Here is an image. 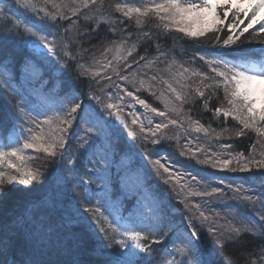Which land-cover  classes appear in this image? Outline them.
Masks as SVG:
<instances>
[{
    "label": "snow or ice",
    "instance_id": "obj_1",
    "mask_svg": "<svg viewBox=\"0 0 264 264\" xmlns=\"http://www.w3.org/2000/svg\"><path fill=\"white\" fill-rule=\"evenodd\" d=\"M13 3L23 10V16H9L0 7V128L9 129L0 137V264H217L218 250L222 253L229 245L241 244L246 234L264 242V172L260 173L258 192L255 187L226 185L240 196L242 207L237 206L239 218L220 224L218 219L206 214L201 203H193L189 198L219 199L225 188L211 186L198 173L175 171L172 166L177 162L168 154L159 155V151L166 152L163 141L175 140L179 144L180 134L187 136L195 132L202 133L206 140L218 142L221 151L199 145L193 150L189 141L180 156L221 171L264 170V0H143L139 5L137 0H125L114 5L115 11L129 21L134 20L139 30L137 41L141 36L145 43L156 41L159 56L147 59L140 55L128 62L140 45L132 43L125 47L132 34L125 37V29L120 28V39H113L101 58L94 57L93 64L87 66L79 62L78 52L69 51V43L75 37L60 36L58 25L67 20L70 24L64 32L71 29L79 35L78 21L82 17L86 22H95V27L84 24L90 40L101 23H107L109 31L117 34L116 21L104 11V0H71V3L13 0ZM119 24L123 25L124 20ZM149 24L153 27H147ZM53 28L55 32L51 31ZM21 36L42 52L46 49L45 59L50 53L56 60H62V71L72 69L69 61L75 62L78 79L95 80L101 76L99 68L105 72L110 69L119 80L135 89V92L122 89L124 96L160 120L154 122L146 116L145 124L130 113L133 118L129 124L120 106L111 102V95L102 98L95 91H89L87 98L100 105L101 110L85 105L84 93L77 95V90L63 81L44 80L34 59L15 54L13 39ZM162 38L170 39L173 45L180 40L209 45L211 55L203 54L200 47L196 52L208 71L186 67L185 63L191 61L180 63L174 58L169 61L168 52L161 47ZM251 45L258 47H247ZM112 52L115 55L108 59L106 54ZM140 61L145 62L146 68L165 63L164 71L169 73V78L157 74L148 80L139 78ZM132 64L137 65V70L124 74ZM111 78L104 76L108 81ZM153 82L163 85V89L153 90ZM29 83L32 86L26 87ZM141 89L160 101L163 110L135 94ZM53 94L58 97L55 104L45 107ZM124 96L117 95L116 99L123 100ZM214 99L219 103L214 105ZM198 102L203 111L211 112L220 122L219 131L211 122L205 125L190 114ZM185 105H189L187 110ZM103 112L115 116L131 140L141 141L144 159L160 180L170 186L171 192L176 193L178 203L186 210L180 223L171 216L163 199L149 207L146 217L136 205L127 216L123 214L124 205L113 199L119 191L117 177L109 175L115 145L109 135L112 125L104 119ZM229 118L239 125L234 133L236 137L249 133L256 136L247 155L243 150L231 151L232 143H219L226 133L229 140L232 138L227 127ZM74 124L79 131L77 147L71 150L68 134ZM170 125L177 130L176 134L169 135L166 131ZM147 144L161 146L156 158L148 151ZM85 146L88 149L98 146V150L85 157L87 163L81 172L80 150ZM37 154H43L45 164L34 167L33 161L41 159ZM52 163L58 168L49 180L47 165ZM97 173L101 175L93 179ZM184 175L190 180L182 183ZM219 183L224 184V180ZM93 184L100 190L92 188ZM14 193L24 194L25 202L7 208ZM249 211L256 219L246 214ZM205 236L211 237V242ZM100 239L102 242L96 243ZM242 254L244 264H264V243L258 252L245 248ZM253 256L256 258L252 259ZM224 264L231 262L225 260Z\"/></svg>",
    "mask_w": 264,
    "mask_h": 264
},
{
    "label": "trees",
    "instance_id": "obj_2",
    "mask_svg": "<svg viewBox=\"0 0 264 264\" xmlns=\"http://www.w3.org/2000/svg\"><path fill=\"white\" fill-rule=\"evenodd\" d=\"M111 1H117V0H104V9H106V8H114V6L110 3ZM65 2L66 3H71V0H65ZM85 11H87V10L85 9ZM119 16H122V15L113 16L114 21H116L117 23L121 20V19H119ZM123 20H124V24H126V26L131 24L132 28L134 30L133 32H131V34H133V36L131 35V37H129V33L130 32H128V34L123 33V35L125 37H129L128 43L125 45V47H127V46L129 47L132 43H138L140 45V46H138L137 51L133 53V56L129 57V62H131L134 57L138 59V57L140 55H144L147 59H151V55H153L155 57L159 56V53L156 51V42L152 43L151 45H146L145 43H143L144 41H143V37L142 36L140 37V40L137 41L135 39V37L137 35H139V30L135 26L134 20L129 21V20L125 19V18H123ZM133 25H134V27H133ZM147 27L151 28V27H153V25L149 24ZM80 32L83 33V36H76V41L83 49L87 50L86 52L85 51L82 52L83 55H80V58H85V59H81L83 61V62L81 61V63L85 64L86 66L87 65H91V64H93V58L94 57L99 59V56H102L104 48H106L110 44V42H109L110 39L102 37L98 33L97 34L93 33L92 35H93L94 38L90 40L89 39V33L85 29L81 30ZM179 45L185 46L184 42L183 43H179ZM174 46L175 45H173V44L168 46L167 50L171 51ZM183 46H182V48H183ZM145 49H147V51ZM80 51H82V49ZM160 59L162 60L164 58L161 57ZM169 59L170 58L168 57V60ZM177 60L180 61L181 63L191 61L190 57H189V54H188V50L185 51L183 53V55L180 56ZM115 63H117V62H115ZM142 63H144V61H140V65ZM190 64L185 63V66L188 67ZM136 66H137L136 64H132V68L131 69H127L124 74H128V73H131V72L135 71L136 70V68H135ZM141 66H143V64ZM165 68H166V64L163 63L162 66H160V72L162 74L164 72V73L169 75L168 72L164 71ZM193 68H198V66H195ZM93 70H97L96 67H93ZM99 70L101 71V73H105V71H104V69L102 67L99 68ZM173 71H177V69L174 68ZM69 74L68 75H63V76L68 78V79L70 78V80H71V77L69 76ZM106 74L107 75H111V77H112L111 80H112L113 83L120 82V80L115 75H113L111 73L110 69H109V71L107 73H105V75ZM155 74H157V73H155ZM152 75L153 74L150 73V74H147L146 76L140 75L138 77L139 78H143L145 80H148ZM157 75H159V74H157ZM104 80H107V79H104ZM153 84H154L153 90H156L157 88L163 89V85H155V82H153ZM125 88L127 90H129V91H132L134 89L132 87V85L128 84L127 82L124 83L123 89H125ZM141 91H142L141 94H144L145 96H148L147 97L148 98V100H147L148 103H150V104L153 103V100H154V103H155V101H158V100H156V98L154 96H152V98H151L150 92L147 91L146 89H142ZM157 94H159L158 91H157ZM121 95L124 96V93L121 94ZM221 98H222V93H221ZM218 103H219V101H216L214 99L213 104L215 105V104H218ZM188 107H189V105H185V109L186 110H187ZM200 113H203V114L200 115ZM190 114L193 116L194 119H200L201 123H204L205 125H207L209 122H211L212 126L214 128H216L218 131H219V128L222 126L218 120L213 118L211 112L203 111L202 104L199 103V102L197 103V105L195 106L194 110ZM144 122H145V124H147V120H144ZM170 126H169V129L166 130L168 132V134H171V135L176 134L177 130L175 128H171ZM227 127H229L231 129L232 138H231L230 142L233 144V150L234 149H235V151L243 150L245 152V155H247L248 151L250 150V144L256 140V136L253 133H249L248 136H245V137H236L234 135V133L239 128V125L236 122L232 121L231 118H229ZM228 136H229V133H226L224 135V137H226L225 139H228ZM138 149L141 152L145 151V149L141 148V147L138 148ZM48 170H49V166L47 165L46 175H48ZM20 187H23V186H20ZM25 199H26V197L24 196V194H22V193H14L13 196H12V199L9 201V204L7 205V208H11L14 204H17V203L22 205L25 202ZM172 216H173V214H172ZM98 234L99 233H97V236H99ZM100 235L102 236V234H100ZM96 243H99V242L96 241ZM260 245H261V242L259 240H257V239L254 240V239L246 236L245 239L241 242V244L231 245V246L226 247L223 250V252L218 256V257H220L219 264H224L225 260L230 261L231 264H244L245 255L242 254L243 249L246 248L248 250H255V251L258 252ZM255 258H256L255 256L252 257V259H255Z\"/></svg>",
    "mask_w": 264,
    "mask_h": 264
},
{
    "label": "rangeland",
    "instance_id": "obj_3",
    "mask_svg": "<svg viewBox=\"0 0 264 264\" xmlns=\"http://www.w3.org/2000/svg\"><path fill=\"white\" fill-rule=\"evenodd\" d=\"M39 49V48H38ZM115 54H113V52L111 53V55L109 56V57H112V56H114ZM99 58H101V56H99ZM103 78H104V76H100V77H96L95 78V83H99L100 81H102L103 80ZM95 90H97V89H95ZM145 99V98H144ZM146 100V99H145ZM190 137H192V138H197V137H199L200 138V135L198 134V135H195V134H192ZM192 140V139H191ZM190 139H187V143L189 142V141H191ZM191 147L192 146H195L194 145V143L192 142L191 144H189ZM190 147V148H191ZM194 150V149H193ZM39 156L41 157V159H39L38 160V165L37 166H42V165H44L45 164V161H44V159H43V154H39Z\"/></svg>",
    "mask_w": 264,
    "mask_h": 264
}]
</instances>
